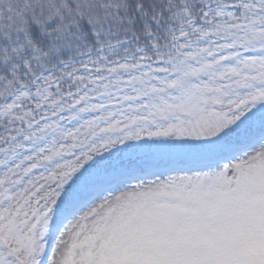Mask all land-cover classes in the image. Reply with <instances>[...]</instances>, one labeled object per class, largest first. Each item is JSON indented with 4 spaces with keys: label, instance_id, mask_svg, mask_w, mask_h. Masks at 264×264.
<instances>
[{
    "label": "snow or ice",
    "instance_id": "obj_1",
    "mask_svg": "<svg viewBox=\"0 0 264 264\" xmlns=\"http://www.w3.org/2000/svg\"><path fill=\"white\" fill-rule=\"evenodd\" d=\"M0 264H264V0H0Z\"/></svg>",
    "mask_w": 264,
    "mask_h": 264
}]
</instances>
